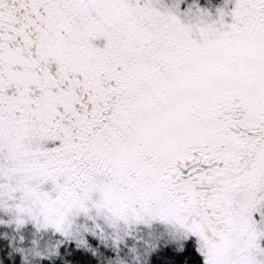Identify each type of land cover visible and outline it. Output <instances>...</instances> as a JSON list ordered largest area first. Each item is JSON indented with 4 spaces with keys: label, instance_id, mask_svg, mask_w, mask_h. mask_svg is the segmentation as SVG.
Listing matches in <instances>:
<instances>
[{
    "label": "snow or ice",
    "instance_id": "obj_1",
    "mask_svg": "<svg viewBox=\"0 0 264 264\" xmlns=\"http://www.w3.org/2000/svg\"><path fill=\"white\" fill-rule=\"evenodd\" d=\"M0 264H264V0H0Z\"/></svg>",
    "mask_w": 264,
    "mask_h": 264
}]
</instances>
